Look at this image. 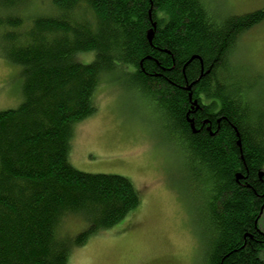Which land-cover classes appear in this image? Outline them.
<instances>
[{"label": "trees", "instance_id": "trees-1", "mask_svg": "<svg viewBox=\"0 0 264 264\" xmlns=\"http://www.w3.org/2000/svg\"><path fill=\"white\" fill-rule=\"evenodd\" d=\"M20 1L0 0L3 56L23 80L20 105L0 112V264H67L138 206L128 179L68 161L73 126L115 72L190 162L209 227L204 264H264V112L230 74L264 8L212 19L203 0H51L56 15L24 20L11 14ZM88 53L90 63L77 61ZM70 220L83 226L73 236L61 231Z\"/></svg>", "mask_w": 264, "mask_h": 264}, {"label": "rangeland", "instance_id": "rangeland-1", "mask_svg": "<svg viewBox=\"0 0 264 264\" xmlns=\"http://www.w3.org/2000/svg\"><path fill=\"white\" fill-rule=\"evenodd\" d=\"M203 3L212 19L264 8V0ZM11 14L30 20L56 11L51 0H25ZM2 33L0 112L16 109L23 99L20 68L4 58L8 45ZM77 56L82 64L93 59L92 53ZM230 65L252 109L264 112V21L240 37ZM95 104V112L73 126L68 161L83 173L128 179L139 204L118 224L74 249L67 264H204L209 227L203 193L161 114L119 72L102 76ZM258 228L264 233V208ZM82 229L80 222L70 220L61 231L73 236Z\"/></svg>", "mask_w": 264, "mask_h": 264}, {"label": "water", "instance_id": "water-1", "mask_svg": "<svg viewBox=\"0 0 264 264\" xmlns=\"http://www.w3.org/2000/svg\"><path fill=\"white\" fill-rule=\"evenodd\" d=\"M151 33H152V32H149V40L151 39ZM238 178H240V176H239Z\"/></svg>", "mask_w": 264, "mask_h": 264}]
</instances>
